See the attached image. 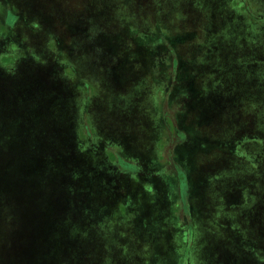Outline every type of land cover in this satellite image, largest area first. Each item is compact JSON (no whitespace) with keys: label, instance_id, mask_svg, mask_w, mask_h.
Here are the masks:
<instances>
[{"label":"rangeland","instance_id":"1","mask_svg":"<svg viewBox=\"0 0 264 264\" xmlns=\"http://www.w3.org/2000/svg\"><path fill=\"white\" fill-rule=\"evenodd\" d=\"M226 1L0 0V264H264V96L211 126L201 104L225 103L233 75L264 91L262 24H227ZM90 147L107 169L117 154L121 182L71 174Z\"/></svg>","mask_w":264,"mask_h":264},{"label":"crops","instance_id":"2","mask_svg":"<svg viewBox=\"0 0 264 264\" xmlns=\"http://www.w3.org/2000/svg\"><path fill=\"white\" fill-rule=\"evenodd\" d=\"M229 1H232V0H227L226 4L228 7L231 8L232 2H229ZM97 4L99 5L100 1H98ZM110 8L115 11L116 3H111ZM232 8H233V10L231 11L232 14H231V16L230 15L228 16V19L226 21L227 24L236 22V21H238L237 18L242 17L243 18L242 23L244 25H246V27L244 26L246 30H248L250 28V24L251 25L252 24H262L260 29H257V30H260V33H261V31H264V0H248V1L240 0L236 4L232 5ZM216 35L220 39H223V38L225 39V37L222 38L218 33ZM236 39L237 38H235L234 35L233 36L228 35V37L225 39V42L227 41V42L231 43V44H229V46L232 47L233 41H235ZM235 52H236V49L233 50V48H232L231 49L232 57H235V54H234ZM229 53L230 52L228 51V54ZM5 54H3V55H5ZM211 66H212V64H211ZM242 66L244 68H247V67L250 68L249 64L247 66L246 65L245 66L242 65ZM232 81H235L234 84L238 85V86L232 87L233 90L231 91V93L228 94V98L226 99L225 103L221 102L219 106H217V104H216L217 99L222 100V98L219 97L221 94L213 95V96H209L208 98H204V99L202 98L201 99V102L202 101L206 102V103L205 102L201 103L202 107L203 108H210V110H211L210 111V113H211L210 118L206 119L208 122L207 125L211 126L213 119L217 118L221 114L226 113L228 110H230L232 108L235 109V107H238L241 104L246 103L247 101H255L257 99H261L264 96V91L262 90L263 82L261 79L257 78V79H255V83H253L250 81V78L244 79V80H239L238 78H236L235 75H233ZM180 83L185 84L186 80H183ZM174 85H175V83L172 86L170 84L169 87L172 88ZM193 85H194V83H193ZM176 86H177V84H176ZM176 86L174 88H177ZM181 86L182 85L178 84V87H181ZM174 93H178V92L174 91L173 93H171V90L169 91V89H168L167 100L169 101V103L172 102L171 97L174 98V96H172ZM234 105H236V106L233 107ZM125 108L126 107H124L123 109H125ZM190 108H192V107H190ZM185 110H188V106H185L184 109L180 110V112L183 111L182 113H180L181 117H183V115H186L184 112ZM198 111H199L198 112V122H200L203 118V116L201 115L203 110L199 109ZM136 125H137V123H135V124L130 123L129 129L135 128ZM187 126H188V124H185L184 127L177 128V131H180V132L182 131V133H180L179 136L182 137L184 141L178 143L176 146L187 145L188 142L190 143L191 140L189 139V135L186 136V134H187L186 131H188ZM198 131H205V130L202 126L198 125ZM75 148L77 149L78 147H75ZM75 148H72V150ZM85 149L86 148H82L81 150H79V151H81L80 152L81 154L79 155L80 157L76 158V160H75L76 166L74 168V171L71 173L72 175H74L75 173L82 174V175H84V177L87 175L89 177L90 183H94L96 179L99 181L104 180L106 182V174L105 173L107 172L108 174H110V176L107 175L108 181H110V182H119V181L121 182L122 181L125 174L122 171L123 167H121L119 165V162H118L119 160H118L117 154H115V152L112 155H114L116 158L113 157V159H112V156L106 151V149L105 150L103 149V151H102V152H105V154H102V155L104 156L103 162H105V164L108 166V169H107L103 166V164H101V165L98 164L97 159L100 158L99 150L96 151V149L94 150L91 147L89 148V150H85ZM74 153H76V152H74ZM106 158H108L110 163L107 162ZM173 166H175V165H173ZM176 168H177L176 166L171 167L170 170H168V172H165L166 170H162L163 171L162 172L163 173L162 182L166 186V190L168 192V196L170 197V199H172V200L174 199L175 203H178L179 201L182 200V198L190 199V195H189L190 185L188 182H186V177H184V175L182 176V173H181L182 171L180 172ZM90 199L91 198H89L87 195H82V197H80V196L78 197V200L75 203V210L78 213V216H85L86 217L90 214V210H91ZM228 240L230 243H234L235 245L238 244L235 237H228ZM170 245L171 246H169L170 247L169 250H171V247L173 246V242H170ZM184 247H185V245H184ZM180 248H182V247L180 246L179 250L176 251L177 254H180L182 252ZM229 259L231 261H233V263H235V264H237L239 262L238 256H236L235 254L232 255L231 257L229 256ZM198 264H225V263H224V258H222V256H220V254L214 255L211 259H208L207 257H202L199 254L198 255ZM238 264H240V262ZM241 264H242V261H241Z\"/></svg>","mask_w":264,"mask_h":264},{"label":"trees","instance_id":"3","mask_svg":"<svg viewBox=\"0 0 264 264\" xmlns=\"http://www.w3.org/2000/svg\"><path fill=\"white\" fill-rule=\"evenodd\" d=\"M97 2V1H96ZM211 110H210V108H209V112H210Z\"/></svg>","mask_w":264,"mask_h":264}]
</instances>
